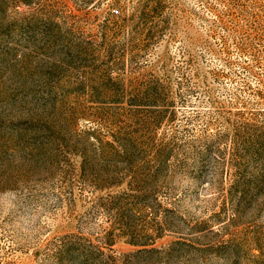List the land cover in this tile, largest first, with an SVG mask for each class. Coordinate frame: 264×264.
Listing matches in <instances>:
<instances>
[{"label": "rangeland", "instance_id": "374dc122", "mask_svg": "<svg viewBox=\"0 0 264 264\" xmlns=\"http://www.w3.org/2000/svg\"><path fill=\"white\" fill-rule=\"evenodd\" d=\"M0 264H264V0H0Z\"/></svg>", "mask_w": 264, "mask_h": 264}, {"label": "trees", "instance_id": "16d2710c", "mask_svg": "<svg viewBox=\"0 0 264 264\" xmlns=\"http://www.w3.org/2000/svg\"><path fill=\"white\" fill-rule=\"evenodd\" d=\"M112 14H113L114 16H118V15L120 14V10H119L118 8H113V10H112Z\"/></svg>", "mask_w": 264, "mask_h": 264}]
</instances>
